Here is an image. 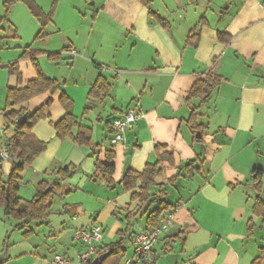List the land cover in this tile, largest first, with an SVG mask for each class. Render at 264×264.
Listing matches in <instances>:
<instances>
[{
    "label": "crops",
    "instance_id": "1",
    "mask_svg": "<svg viewBox=\"0 0 264 264\" xmlns=\"http://www.w3.org/2000/svg\"><path fill=\"white\" fill-rule=\"evenodd\" d=\"M34 1L45 13L53 8L54 0ZM13 26L10 17L9 22L0 20V130L7 137L13 134L4 116L7 90L18 85L8 65L18 61L22 82L37 77L31 58L21 57L28 45L13 39L20 37ZM195 28L196 46L188 43ZM47 31L44 40L29 45L41 52L37 61L42 71L60 87L16 108L30 112L53 98L45 108L47 117L33 128L47 148L21 173L23 199V193L32 199L38 183L54 171L76 167L56 196L59 207L54 209L53 202L47 219L53 235L66 232L80 252L84 245L74 239L77 229L94 221L102 225L118 209L137 213L141 204L121 179L128 168L142 171L154 163L155 147L162 144L174 153L175 163L163 161L165 175L157 183L165 184L169 198L177 193L179 200L171 225L154 246V264H252L260 257L264 228L252 206L256 178L264 185V0H56ZM71 48L79 53H67ZM53 53H60V59H49ZM208 73L220 75L221 85L206 104L189 100L194 82ZM99 76L111 90L92 101L88 94ZM63 93L73 100L81 125L92 129L93 147L57 137L55 124L66 114ZM132 107L143 116L126 132L124 144L113 145V121ZM193 107L201 130L188 124ZM107 150L115 152L113 187L96 166L97 159L106 160ZM195 158L203 162L200 172L168 182ZM11 165L0 153V181ZM250 218L256 223L252 236L247 232ZM137 223L136 232L145 227V218ZM66 224L71 226L67 231ZM32 229L26 240L35 237ZM181 231L182 237L174 240ZM133 238L129 247L126 241V257L132 255ZM30 254L40 256L37 249Z\"/></svg>",
    "mask_w": 264,
    "mask_h": 264
},
{
    "label": "trees",
    "instance_id": "2",
    "mask_svg": "<svg viewBox=\"0 0 264 264\" xmlns=\"http://www.w3.org/2000/svg\"><path fill=\"white\" fill-rule=\"evenodd\" d=\"M17 0H6V14L0 17L1 22H9V12L12 5ZM33 16L40 23V30L35 39L44 40L48 36L47 25L52 20L53 10L56 6L54 0L53 8L49 13H45L42 8L34 0H24ZM226 10L222 13L226 14ZM224 36L219 33V38ZM199 29H193L188 37V43L192 45L198 44ZM41 52L28 45L24 48L21 57H29L37 70V77L26 82H22V76L19 70L18 61L8 65L11 73L17 75L18 85L7 90L6 107L4 116L13 129V134L7 139V148L9 150V159L11 160V168L6 178L0 181V209L4 210V215L7 218L13 219L15 228L21 230L24 237H29L34 230L30 227L32 223L38 225L47 223V219L51 214L53 200L55 194H59L64 181L70 178L75 170V166H67L60 168L52 173L48 178L43 179L36 186V193L32 199L26 200L19 195L21 173L26 165H30L39 157L47 148V142L39 140L33 133L35 124L41 119L47 117L45 108L50 107L53 103L52 96H49L44 103L27 112L17 110V106L30 101L32 98L46 92L53 94L59 89L60 84L56 79L49 78L42 71L37 56ZM49 59L58 60L61 57L60 53L48 54ZM222 83V77L214 73H208L204 78L196 80L190 90L189 100L197 98L200 104H206L212 92L217 89ZM111 84L108 80L99 76L91 87L88 97L92 101H97L109 94ZM60 101L66 109V114L55 124L57 137L60 140L67 138L73 139L79 145L94 146L92 141V129L81 125L78 117L73 112L74 102L66 94L63 93ZM90 109L85 107V111ZM27 116V121L20 123L23 116ZM197 107H193L192 113L188 119L189 126L194 129H200L202 125L197 122ZM14 119H17L14 122ZM77 128L78 133L74 135L73 130ZM157 159L154 163H147L142 171H136L128 168L121 183L126 191H133L131 198L138 200L141 204L139 211L135 214L128 213L126 216L127 227L119 230L120 239L116 242L105 246L99 245L96 257L111 251L110 255L104 260L103 264H122L127 255L126 241L131 239L137 232L133 230L135 222L145 218V228L148 230L154 229L160 225L161 219L166 218L173 211L177 204L171 203L168 198V190L165 184L157 183V178L165 175V169L162 166L163 161L170 164L175 163L174 153L167 150L166 145L157 144L155 147ZM115 152L107 150L106 160L97 159L96 166L100 170V178L108 185H114L113 174L115 172V164L113 162ZM203 162L199 158H195L187 162L184 166L178 169L175 176L168 180L169 183H174L177 179L184 176H193L196 172L203 169ZM258 171V177L261 174V169ZM256 196L252 210L254 215L262 218L261 226L264 228V185L256 178L254 183ZM256 223L252 218L248 221L247 232L249 236L255 234ZM184 232L178 233L173 237L174 240L180 239ZM10 243L8 236L3 244V249H6ZM155 261V257H154ZM264 261V248L262 254L255 259L252 264H262ZM3 262H0L2 264Z\"/></svg>",
    "mask_w": 264,
    "mask_h": 264
},
{
    "label": "rangeland",
    "instance_id": "3",
    "mask_svg": "<svg viewBox=\"0 0 264 264\" xmlns=\"http://www.w3.org/2000/svg\"><path fill=\"white\" fill-rule=\"evenodd\" d=\"M16 3H18V5L14 9ZM227 5L228 3H225L223 8ZM30 12L29 6L24 0L15 1L9 12V17L14 24L13 29L16 28L18 35L20 36L13 39L16 41L18 40L23 45H29L35 41L36 33L40 28L39 21ZM5 14L6 7L3 3H0V15L4 16ZM32 47L35 48L33 44ZM208 134L209 132L205 133V138L208 137ZM26 183L23 186L22 193L26 190ZM115 194L117 193L115 192ZM22 196L26 199H31L32 197L31 195L27 197L24 193ZM56 196L57 194H55L53 200L54 209L59 207V200ZM178 200L179 196L177 193L169 198V201L173 204ZM0 216H3L4 218L3 220L0 219V262H3L2 264H56L54 263V256L56 254L67 256L70 260L69 264H85L81 262L79 258V254L84 250V247L79 252L66 232L64 234L55 233L53 235L54 230L50 231L51 229L46 223L40 225L32 223L30 227L35 229L36 235L33 237L34 239L26 240L22 231L15 228L14 220L5 217L3 209H0ZM126 216L127 214L123 213L122 209H118L116 216L113 215L107 222L102 224L104 227V238L102 239V243L107 245L120 239L121 236L118 234V230H123L127 227ZM134 224L135 226H133V230H136L140 225L136 222ZM69 227H71L70 224H66L65 230L67 231ZM7 236L10 245L6 249H3V244ZM34 243H38L40 246L36 248ZM127 246H130V239L127 240ZM10 247L12 248L10 249ZM35 249L38 250L40 256L36 257L35 255L30 254L33 253Z\"/></svg>",
    "mask_w": 264,
    "mask_h": 264
},
{
    "label": "built area",
    "instance_id": "4",
    "mask_svg": "<svg viewBox=\"0 0 264 264\" xmlns=\"http://www.w3.org/2000/svg\"><path fill=\"white\" fill-rule=\"evenodd\" d=\"M72 55H77L79 52L71 48L67 50ZM143 114L136 108H130L126 113L119 116L113 121V134L110 138L113 145L124 144L125 134L132 130L135 123ZM17 119H14L16 122ZM5 133V131H4ZM0 130V153L3 158H9V150L7 148L8 137ZM173 214L170 213L166 218H162L160 225L154 229L148 230L145 227L137 231L133 238L132 255L127 256L122 264H154V246L159 240L163 232H166L171 225ZM74 239L84 245V250L80 252L79 258L85 264H92L96 258V253L103 239V226L94 221L89 225L77 229ZM54 263L69 264L70 260L67 256L56 254Z\"/></svg>",
    "mask_w": 264,
    "mask_h": 264
},
{
    "label": "water",
    "instance_id": "5",
    "mask_svg": "<svg viewBox=\"0 0 264 264\" xmlns=\"http://www.w3.org/2000/svg\"><path fill=\"white\" fill-rule=\"evenodd\" d=\"M27 121V116H23L22 119L20 120V123H23ZM111 251L105 252L99 256H97L92 264H103L104 260L110 255Z\"/></svg>",
    "mask_w": 264,
    "mask_h": 264
}]
</instances>
